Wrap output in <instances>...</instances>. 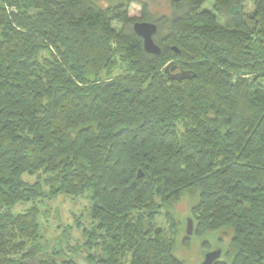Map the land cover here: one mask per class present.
I'll return each instance as SVG.
<instances>
[{
    "label": "trees",
    "instance_id": "16d2710c",
    "mask_svg": "<svg viewBox=\"0 0 264 264\" xmlns=\"http://www.w3.org/2000/svg\"><path fill=\"white\" fill-rule=\"evenodd\" d=\"M253 2L248 14L246 0L172 1V17L153 20L156 56L133 29L152 21L146 3L0 0V264H81L82 252L86 264H191L195 239L222 249L214 264H264V0ZM173 67L197 76L172 79ZM60 196L90 203L71 253L62 242L79 220L42 232ZM186 206L195 233L178 245Z\"/></svg>",
    "mask_w": 264,
    "mask_h": 264
},
{
    "label": "rangeland",
    "instance_id": "374dc122",
    "mask_svg": "<svg viewBox=\"0 0 264 264\" xmlns=\"http://www.w3.org/2000/svg\"><path fill=\"white\" fill-rule=\"evenodd\" d=\"M121 1L123 0H97L98 4L101 5L102 7H108L111 5H115V4L120 3ZM137 1L146 3L148 5V10L151 15L152 21L162 16L172 17L173 15V7H172L171 0H137ZM253 3H254L253 0H246L244 9L248 14H251L254 10ZM7 6L8 5H4V7L6 8ZM203 9L213 10L212 2L204 5ZM130 14L133 17L140 19L142 16L141 6L139 4H132L130 8ZM221 22H224V21H221ZM114 27L118 30L122 28V26L119 25L118 23H114ZM164 32H166V29H163V33ZM177 72L178 71L175 72L174 70V73H177ZM29 179L34 180V178H29ZM47 203H49V205L45 203V207L42 208L44 215L41 217L42 232L45 238H47L48 240H50L51 237L57 238V236L60 235V228H58V226L66 225V224H74L77 220H79L80 224L79 225L77 224V226L80 229L76 227L74 230L71 231L73 237L67 241L66 240L63 241L62 248H64L65 251L67 252H69L71 248H75V247L78 249L83 248V246L81 245L84 241V238L82 236L81 226L92 227V221H93L87 210L88 207L90 206L88 198L85 196H80V197L60 196L54 199L53 201H48ZM25 207H26V204L22 203L16 207V210L18 211L19 209H24ZM182 211L183 213L181 214L180 220H179V232H178V235L176 236V238L178 239V245L181 242V240L184 238V236L187 235L188 219L189 218L192 219L191 215H189L187 212L188 211L187 206ZM157 224L159 226L166 228L167 230L170 229L169 227L170 224L167 222L164 215L160 216V218L157 221ZM195 224L196 222L195 220H193L194 231H193V234L190 235L189 237H192L195 233ZM168 233L170 234L171 232L168 231ZM213 239H216V236L215 237L213 236ZM195 240H196L195 247L194 249L190 250V253L188 254L189 256H191V260H192L191 264H201V262L205 258L206 253L220 248V247L218 248V245H215L210 250H203L201 248L200 243H198L199 240L197 239ZM68 241L69 243H67ZM57 242L58 240L56 241V244L58 246L59 243ZM177 253L187 254L188 251H184L178 247L177 250L175 251L176 255H178ZM75 257L77 260L85 261V263L89 262V257L86 252H82L80 254L77 253Z\"/></svg>",
    "mask_w": 264,
    "mask_h": 264
},
{
    "label": "water",
    "instance_id": "95a60500",
    "mask_svg": "<svg viewBox=\"0 0 264 264\" xmlns=\"http://www.w3.org/2000/svg\"><path fill=\"white\" fill-rule=\"evenodd\" d=\"M173 2H179L180 0H172ZM232 12H237V6L234 5L232 7ZM134 32L141 37L143 41V47L144 50L152 55L159 56L162 53L161 46L156 42L155 35L158 32V25L156 22L149 21V20H138L133 25ZM173 49L176 52H180V50L177 47H173ZM176 67L172 68V71H174ZM197 74L193 72L192 70H179L177 73L172 74V79L182 80V79H191L196 77ZM138 176L141 178L144 176L142 170L140 169L138 171ZM194 227H193V220L191 218L188 219V228H187V236H190L193 234ZM222 254V250L216 249L213 251H210L206 253L204 260L201 262V264H214ZM81 264H86L85 261L79 260Z\"/></svg>",
    "mask_w": 264,
    "mask_h": 264
},
{
    "label": "built area",
    "instance_id": "2783aa9c",
    "mask_svg": "<svg viewBox=\"0 0 264 264\" xmlns=\"http://www.w3.org/2000/svg\"><path fill=\"white\" fill-rule=\"evenodd\" d=\"M7 8H9V7H7Z\"/></svg>",
    "mask_w": 264,
    "mask_h": 264
}]
</instances>
